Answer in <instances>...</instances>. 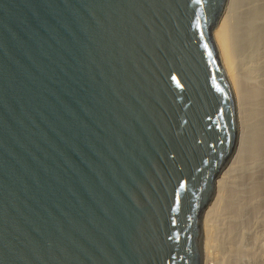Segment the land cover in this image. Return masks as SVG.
I'll list each match as a JSON object with an SVG mask.
<instances>
[{
  "label": "water",
  "instance_id": "obj_1",
  "mask_svg": "<svg viewBox=\"0 0 264 264\" xmlns=\"http://www.w3.org/2000/svg\"><path fill=\"white\" fill-rule=\"evenodd\" d=\"M231 3L0 0V264H208Z\"/></svg>",
  "mask_w": 264,
  "mask_h": 264
},
{
  "label": "bare ground",
  "instance_id": "obj_2",
  "mask_svg": "<svg viewBox=\"0 0 264 264\" xmlns=\"http://www.w3.org/2000/svg\"><path fill=\"white\" fill-rule=\"evenodd\" d=\"M219 40L239 89L243 134L238 156L222 174L208 214L207 263L227 259L234 264L249 219L261 211L264 227V0H232ZM261 235L264 239V232ZM261 246L264 260V243Z\"/></svg>",
  "mask_w": 264,
  "mask_h": 264
},
{
  "label": "rangeland",
  "instance_id": "obj_3",
  "mask_svg": "<svg viewBox=\"0 0 264 264\" xmlns=\"http://www.w3.org/2000/svg\"><path fill=\"white\" fill-rule=\"evenodd\" d=\"M258 198H260V196ZM256 214L257 213H255L249 219L251 222L250 224L247 222V225L245 227V233L243 235V238L241 239V242L243 241L241 243V246H242V252L240 254L241 258L238 257V260L240 262L238 261L234 264H262V263L264 264V260H262L261 256H260V255H262V254H260L261 253L260 248H262L261 245L264 243L263 236L261 235L262 232H264V227L262 226L263 213L260 211L257 214V216H256ZM255 216H256V218H255ZM220 257L224 260V255H221ZM230 262H232V261H230ZM230 262H228V260L225 259V263H223V264H231ZM259 262H262V263H259ZM209 264H211V263L209 262ZM215 264H222V263L219 260H217V263H215ZM232 264H233V262H232Z\"/></svg>",
  "mask_w": 264,
  "mask_h": 264
}]
</instances>
